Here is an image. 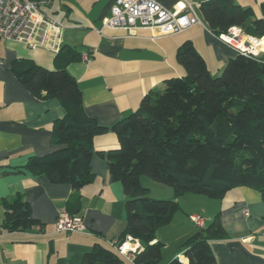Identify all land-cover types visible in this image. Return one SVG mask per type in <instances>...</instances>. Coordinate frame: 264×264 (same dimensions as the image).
Masks as SVG:
<instances>
[{"label":"crops","instance_id":"crops-1","mask_svg":"<svg viewBox=\"0 0 264 264\" xmlns=\"http://www.w3.org/2000/svg\"><path fill=\"white\" fill-rule=\"evenodd\" d=\"M115 1L53 0L44 8L65 24L63 46L76 49L80 56L66 67L82 90L86 113L104 126H111L138 109L143 96L152 89L162 88L166 79L186 74L176 57L178 47L185 41L194 43L216 76L223 71L226 61L236 55L204 20L200 4L206 0H192L199 4L197 10L203 24L164 35L151 28H140L130 34L125 29L105 26V18ZM156 1L173 8L178 0ZM234 1L252 8L254 18H264V0ZM85 54H90V60L83 59ZM56 55L0 35V264H78L95 242L114 248L112 241L118 240L127 225L124 187L112 178L107 159L98 153L91 163L93 180L75 192L80 196V203L73 215L87 226L84 232L57 230V219L67 211L74 194L72 186L25 167L30 157L55 148L54 123L65 112L59 99L40 98L31 93L11 65L23 58L54 69L59 66ZM118 145V136L113 131L94 138L96 150ZM142 182L150 191L157 188L164 193L152 196L171 198L174 195L169 185H163L165 188L145 177ZM18 194L29 203L33 217L41 223V230L36 226L26 230L4 229L3 201ZM193 194L180 195V208L168 224L158 228L157 239L164 247L163 257L156 264H166L175 257L188 262L184 243L199 229L191 215L200 212L204 213V226L219 215L224 228V236L211 243L215 264H264V200L257 188L237 186L223 198ZM245 209L249 215L244 213Z\"/></svg>","mask_w":264,"mask_h":264},{"label":"trees","instance_id":"trees-1","mask_svg":"<svg viewBox=\"0 0 264 264\" xmlns=\"http://www.w3.org/2000/svg\"><path fill=\"white\" fill-rule=\"evenodd\" d=\"M200 11L216 35L238 25L264 40V18H254L250 7L234 0H206ZM176 57L186 74L168 78L162 88L147 92L138 109L111 126L85 111L82 90L66 67L80 58L76 49L63 46L54 69L23 58L11 65L31 93L59 99L65 112L54 123L55 148L30 157L25 167L69 183L74 194L67 211L75 214L80 203L75 192L94 177V154L105 157L112 178L122 183L126 194L127 225L118 240L130 235L143 245L134 264H156L162 259L164 243L157 239V230L172 220L180 208L179 196L186 192L223 198L230 189L247 185L257 188L264 200V52L236 53L217 76L191 40L178 47ZM109 131L116 133L119 145L96 150L95 136ZM144 176L171 186L174 195L154 198L142 182ZM3 206V227L8 231L41 224L21 194L5 199ZM223 236L216 215L186 239L187 263L175 257L166 264H215L211 243ZM78 264L131 263L115 248L95 242Z\"/></svg>","mask_w":264,"mask_h":264},{"label":"built area","instance_id":"built-area-1","mask_svg":"<svg viewBox=\"0 0 264 264\" xmlns=\"http://www.w3.org/2000/svg\"><path fill=\"white\" fill-rule=\"evenodd\" d=\"M53 0H0V35L18 41L31 49H46L59 53L63 46L62 33L65 24L45 12ZM198 3L192 0H178L173 8H166L156 0H116L111 13L105 18V26L125 29L130 34L140 28H151L158 34H175L196 25L203 24L198 14ZM217 37L236 53L246 56L258 55L251 39L258 37L248 34L243 27L234 25ZM261 38V37H259ZM83 59L90 60V54ZM244 213L249 215V210ZM198 227L205 225V218L199 214L191 215ZM41 230V225H36ZM57 230L84 232L87 226L80 217L63 212L57 219ZM113 247L128 261L134 262L135 256L143 246L139 239L128 235L124 240H113Z\"/></svg>","mask_w":264,"mask_h":264},{"label":"rangeland","instance_id":"rangeland-1","mask_svg":"<svg viewBox=\"0 0 264 264\" xmlns=\"http://www.w3.org/2000/svg\"><path fill=\"white\" fill-rule=\"evenodd\" d=\"M262 53V52H261ZM221 74V73H220ZM145 177V179H148V180H150L151 182L153 181V183H157V184H159V185H161L162 187H165L166 188V186H163V185H165V184H161V183H159V182H156V181H154L153 179H151V178H149V177H147V176H144ZM147 187V186H146ZM150 194H155V195H157V196H160V195H162V194H164V193H162V192H159L158 191V189L157 188H153L152 189V191H150ZM193 195H197V194H193ZM152 196V195H151ZM154 198H159V197H155V196H153ZM212 200H215V199H212ZM199 215H202L203 217H204V213H198ZM208 224H209V222H208Z\"/></svg>","mask_w":264,"mask_h":264},{"label":"bare ground","instance_id":"bare-ground-1","mask_svg":"<svg viewBox=\"0 0 264 264\" xmlns=\"http://www.w3.org/2000/svg\"><path fill=\"white\" fill-rule=\"evenodd\" d=\"M262 38V37H261ZM255 51H264V40L258 38L251 39Z\"/></svg>","mask_w":264,"mask_h":264}]
</instances>
